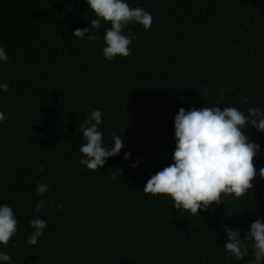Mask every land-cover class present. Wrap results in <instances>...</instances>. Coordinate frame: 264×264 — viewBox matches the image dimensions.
Listing matches in <instances>:
<instances>
[{
    "label": "trees",
    "instance_id": "obj_1",
    "mask_svg": "<svg viewBox=\"0 0 264 264\" xmlns=\"http://www.w3.org/2000/svg\"><path fill=\"white\" fill-rule=\"evenodd\" d=\"M126 2L150 12L153 23L148 30L130 23L124 31L137 36L131 55L108 61L102 50L110 24L92 30L95 42L74 36L95 18L87 0H0V46L8 55L0 82L10 85L0 90L7 117L0 122V205L18 220L0 250L11 264H250L251 242L248 256L230 257L224 229L243 237L258 216L264 220V132L245 129L260 150L253 189L242 197L223 196L192 215L143 188L174 162L180 107L264 111V0ZM95 109L103 113V146H114L113 132L125 143L93 171L79 163V146L86 142L80 125ZM113 166L122 170L115 181ZM38 184L50 185L44 195ZM34 217L48 226L29 245Z\"/></svg>",
    "mask_w": 264,
    "mask_h": 264
},
{
    "label": "clouds",
    "instance_id": "obj_2",
    "mask_svg": "<svg viewBox=\"0 0 264 264\" xmlns=\"http://www.w3.org/2000/svg\"><path fill=\"white\" fill-rule=\"evenodd\" d=\"M89 8L95 15L90 21V27L77 28L74 31L76 38L89 41L100 39L95 32H99L102 23L110 24L105 29L103 39L106 46L103 56L112 61L116 56L128 57L132 53L130 45L137 36L125 28L130 23H138L145 30L151 28L153 16L142 7H131L126 0H87ZM91 32V35H85ZM0 61L8 62V55L3 46H0ZM10 85L0 82V90L7 92ZM240 104H248L247 96L239 97ZM103 113L99 109L92 110L84 124L80 125L83 139L86 141L79 146L82 154L79 163L87 169L103 168L107 158L119 155L124 147L125 137L116 132L112 133L111 140L114 146L104 145L103 133L98 129L102 124ZM7 117L0 111V122ZM255 127L264 132V111L259 107H248L247 114L235 106L206 105L192 107L190 110L180 107L174 119L176 147L172 155L173 163L151 175L147 180L143 192L152 195H166L174 201V207L192 215H199L200 210H207L213 203L219 205L222 197L234 195L236 198L247 194L253 189L252 181L257 176L254 158L257 156L260 145L251 142L245 129ZM124 132V129L121 130ZM131 153L125 152L124 159L128 160ZM135 163L130 167H136ZM111 178L115 181L121 177V169L113 166ZM39 171H44L41 165ZM259 176L264 178V168L259 169ZM50 185L38 184L36 192L44 195ZM7 199V197H6ZM58 209L63 205L51 201ZM44 202L37 201L36 212L43 208ZM33 231L27 239V244H37L39 238L47 228L44 219L34 217L29 221ZM18 229V220L11 206L0 205V245L8 246L11 238ZM226 240L224 249L228 256L242 260L249 255V241L253 256L252 264H264V220L259 216L250 223V230L241 237L240 229L225 227ZM15 247V244L12 245ZM11 256L0 250V262L11 264Z\"/></svg>",
    "mask_w": 264,
    "mask_h": 264
},
{
    "label": "rangeland",
    "instance_id": "obj_3",
    "mask_svg": "<svg viewBox=\"0 0 264 264\" xmlns=\"http://www.w3.org/2000/svg\"><path fill=\"white\" fill-rule=\"evenodd\" d=\"M250 264H252V263H250Z\"/></svg>",
    "mask_w": 264,
    "mask_h": 264
}]
</instances>
